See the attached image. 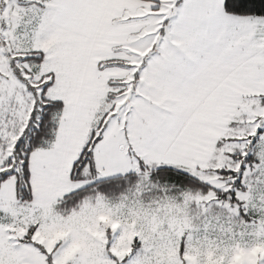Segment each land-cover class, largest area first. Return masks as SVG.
Listing matches in <instances>:
<instances>
[{"label":"snow or ice","instance_id":"1","mask_svg":"<svg viewBox=\"0 0 264 264\" xmlns=\"http://www.w3.org/2000/svg\"><path fill=\"white\" fill-rule=\"evenodd\" d=\"M224 82L237 91L199 119ZM204 148L233 197L264 161V0H0V264H63L42 184L91 181L74 207L101 162L196 183L154 158ZM113 243L110 260L137 264L138 242L122 260Z\"/></svg>","mask_w":264,"mask_h":264},{"label":"rangeland","instance_id":"2","mask_svg":"<svg viewBox=\"0 0 264 264\" xmlns=\"http://www.w3.org/2000/svg\"><path fill=\"white\" fill-rule=\"evenodd\" d=\"M212 87L215 93L206 99L201 97L204 103L198 113V118L207 122L212 121L220 92L237 91L228 82L211 85L209 90ZM213 155L204 148L158 156L154 164L181 167L215 189L231 190L222 178L210 175L216 167L211 162ZM239 170L237 165L236 171ZM99 171L102 177L111 179L133 169L126 162H101ZM87 183L90 181L83 182ZM83 184L72 182L65 174L55 185L45 183L38 190L44 197L41 218L47 221L41 238L53 246L64 242L63 264H115L108 258L110 238L114 240L111 254L121 260L133 253L138 242L137 264H264V161L244 173L246 188L237 193L247 215L243 220L239 218L238 206L219 204L216 208L211 196L146 203L141 189L117 203L99 196L85 201L69 217L56 214V205Z\"/></svg>","mask_w":264,"mask_h":264},{"label":"trees","instance_id":"3","mask_svg":"<svg viewBox=\"0 0 264 264\" xmlns=\"http://www.w3.org/2000/svg\"><path fill=\"white\" fill-rule=\"evenodd\" d=\"M155 166L158 167L159 165L155 164ZM176 168L183 169L181 167ZM128 174L119 176V178L115 177L104 180V182L92 187L74 207L71 204L65 206L62 203L63 200H61L56 205L55 212L62 217H69L73 212L79 211L83 203L87 200H95L99 196H102L109 202L117 203L122 201V199L127 195L138 192L139 189H141V197L146 203H153L159 200L162 201L166 198L181 200L183 197L207 198L208 196H211L215 199L213 204L216 206V208L217 206L219 207V204L229 205L232 207L238 206L240 213L239 218L243 220L247 217V215L243 213L244 208L242 207V203H240L237 199V193L239 191L245 190L246 188L243 183L241 184L239 189L235 190V196L233 197L231 195H225L226 193L233 191V189L227 191L218 190L208 185L199 178L198 182L196 183H185L178 178L172 177L164 179H152L150 178L151 173L142 175L139 171L136 172L137 178L134 180H130L127 178ZM210 175L216 176L214 173H211ZM193 177L197 178L195 176ZM216 177L221 178L219 176Z\"/></svg>","mask_w":264,"mask_h":264},{"label":"clouds","instance_id":"4","mask_svg":"<svg viewBox=\"0 0 264 264\" xmlns=\"http://www.w3.org/2000/svg\"><path fill=\"white\" fill-rule=\"evenodd\" d=\"M145 211H148L147 209H145Z\"/></svg>","mask_w":264,"mask_h":264},{"label":"crops","instance_id":"5","mask_svg":"<svg viewBox=\"0 0 264 264\" xmlns=\"http://www.w3.org/2000/svg\"><path fill=\"white\" fill-rule=\"evenodd\" d=\"M56 213V212H55ZM57 214V213H56Z\"/></svg>","mask_w":264,"mask_h":264}]
</instances>
